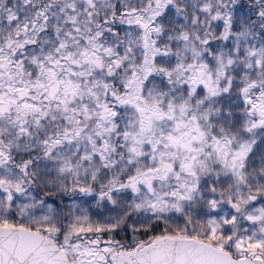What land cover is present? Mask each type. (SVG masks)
I'll list each match as a JSON object with an SVG mask.
<instances>
[{"label":"snow or ice","instance_id":"obj_1","mask_svg":"<svg viewBox=\"0 0 264 264\" xmlns=\"http://www.w3.org/2000/svg\"><path fill=\"white\" fill-rule=\"evenodd\" d=\"M0 264H264V0H0Z\"/></svg>","mask_w":264,"mask_h":264}]
</instances>
